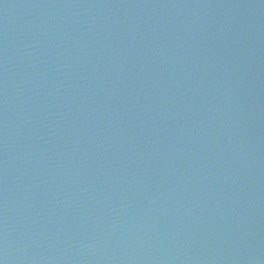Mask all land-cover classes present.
I'll list each match as a JSON object with an SVG mask.
<instances>
[{
  "label": "water",
  "instance_id": "95a60500",
  "mask_svg": "<svg viewBox=\"0 0 264 264\" xmlns=\"http://www.w3.org/2000/svg\"><path fill=\"white\" fill-rule=\"evenodd\" d=\"M0 264H264V0H0Z\"/></svg>",
  "mask_w": 264,
  "mask_h": 264
}]
</instances>
